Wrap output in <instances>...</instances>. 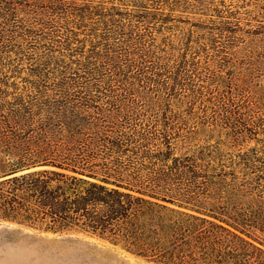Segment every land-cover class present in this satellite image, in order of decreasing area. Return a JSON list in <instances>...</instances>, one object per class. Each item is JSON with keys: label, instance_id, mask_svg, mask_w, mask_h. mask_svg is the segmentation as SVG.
Listing matches in <instances>:
<instances>
[{"label": "trees", "instance_id": "trees-1", "mask_svg": "<svg viewBox=\"0 0 264 264\" xmlns=\"http://www.w3.org/2000/svg\"><path fill=\"white\" fill-rule=\"evenodd\" d=\"M187 7L0 0V142L15 157L0 219L90 233L158 263L264 264V243L243 231L264 237V194L248 226L223 205L248 187L216 168L217 149H195L202 129L264 106V22L202 27Z\"/></svg>", "mask_w": 264, "mask_h": 264}, {"label": "rangeland", "instance_id": "rangeland-1", "mask_svg": "<svg viewBox=\"0 0 264 264\" xmlns=\"http://www.w3.org/2000/svg\"><path fill=\"white\" fill-rule=\"evenodd\" d=\"M188 7L183 14L189 20L207 27L209 22H224L239 19L241 21L264 22V0H260L258 7L247 6L248 0H178ZM196 2H199L196 5ZM190 7V9H188ZM179 9V8H177ZM179 13V12H176ZM232 18V19H230ZM206 28L199 29L203 35ZM201 41H203L201 39ZM260 50L262 47L259 48ZM213 70V68L211 69ZM244 86L245 85H239ZM3 90V89H2ZM13 89L8 88L6 93ZM240 92V91H239ZM264 99V94H262ZM240 97H236V100ZM237 100V101H238ZM246 104V101L245 103ZM249 106L241 125L247 126L242 138L235 142L234 137L243 129L236 123L238 117L231 116V128L215 130L213 132L201 130L200 137H196L195 149L211 147L217 149L218 161L216 168H220L225 178H236V183L246 185L241 188L244 195L231 198L223 204L227 212H239L245 216L246 223L251 226L252 219H258L257 214L262 206L257 198L264 194V106L246 104ZM198 116H203L198 110ZM211 111L206 114L210 115ZM205 116V115H204ZM263 120V121H262ZM237 124V125H236ZM236 125L235 128L233 126ZM242 132V133H243ZM14 155L9 154L5 144L0 142V175L6 170ZM240 186V185H238ZM246 190V191H244ZM249 193V194H247ZM252 195V196H250ZM255 195V196H253ZM264 199H260L263 201ZM218 211L216 207L201 205ZM254 217V218H253ZM245 224V223H244ZM244 232L264 243V237L250 227L243 228ZM0 264H164L153 262L142 256L126 251L120 244H112L99 236L80 232L78 230L48 231L39 226H31L25 222L0 219Z\"/></svg>", "mask_w": 264, "mask_h": 264}]
</instances>
